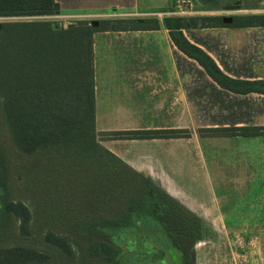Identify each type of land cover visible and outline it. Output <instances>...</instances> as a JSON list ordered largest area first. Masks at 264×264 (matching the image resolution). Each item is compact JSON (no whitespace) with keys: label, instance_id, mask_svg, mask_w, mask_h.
I'll use <instances>...</instances> for the list:
<instances>
[{"label":"trees","instance_id":"16d2710c","mask_svg":"<svg viewBox=\"0 0 264 264\" xmlns=\"http://www.w3.org/2000/svg\"><path fill=\"white\" fill-rule=\"evenodd\" d=\"M202 1L217 6V0ZM237 1L224 8H239ZM58 12L55 0H0V16ZM232 18L231 23H224L222 16H165L163 21L177 48L219 86L264 93V80L230 78L181 30L198 26L199 19L219 26H264V13ZM92 21L65 28L51 21L2 22L0 264H120V246L98 227L125 228L134 213L165 229L180 264H195L198 215L96 138L93 33L104 30L109 20H98L97 26ZM199 132L258 136L264 135V126ZM103 134L123 139L188 136L182 129Z\"/></svg>","mask_w":264,"mask_h":264},{"label":"crops","instance_id":"0c3cea01","mask_svg":"<svg viewBox=\"0 0 264 264\" xmlns=\"http://www.w3.org/2000/svg\"><path fill=\"white\" fill-rule=\"evenodd\" d=\"M55 1L63 16L122 19L105 18L109 20L105 22V29L93 33L95 125L98 132L188 131L187 137L174 138L123 139L108 135L110 138L104 145L112 153L157 181L193 211H199L201 206L187 198L184 202L178 190L188 188L168 176L172 165L170 158L177 155L169 149L172 143L185 140L187 144L190 141L200 146L201 140L216 138L219 173L225 176L227 169L236 177L243 176L244 180L234 179L235 182L252 180L251 173H257V167L252 160L239 161L238 156L264 155V135L205 136L198 132L201 128L264 126V93H238L219 86L197 61L177 48L163 21L165 16H157L165 13L166 16L202 17L200 13L208 10L206 6H212L210 2L202 1L205 10L200 9L194 15L189 11L185 16V12L180 13L178 9L183 3L185 9L191 8L189 0H172L169 8L160 11L141 9L138 0ZM234 1L217 0L218 9ZM216 8L212 7L214 11ZM145 18H156L157 22L142 21ZM181 30L230 78L264 80V26L214 24ZM233 154L235 167L231 170V162L226 158Z\"/></svg>","mask_w":264,"mask_h":264},{"label":"rangeland","instance_id":"374dc122","mask_svg":"<svg viewBox=\"0 0 264 264\" xmlns=\"http://www.w3.org/2000/svg\"><path fill=\"white\" fill-rule=\"evenodd\" d=\"M138 1L141 9L160 11L169 8L172 0ZM189 1L191 8L185 9L183 3L178 9L180 13L185 12V16H188L189 11L194 15L203 9L202 0ZM235 3H240L239 8L218 9V5L209 6L210 8L206 6L208 10L203 9L206 12L200 13V16L264 13V0H239ZM212 7L217 8L214 11ZM122 10L127 11V8ZM159 14L158 18L166 16L165 13ZM82 18L67 17L58 12L48 15L0 16V22L51 21L65 28L80 20L89 22L105 18L121 19L105 16ZM213 22L198 20L199 25H210ZM96 138L105 146L104 141L110 136L98 132ZM217 142L216 138L201 140L199 146L190 141L187 144L185 140H178L169 147L177 155L170 158L172 165L168 176L188 188L178 190L184 202L187 198L201 206L199 211L192 210L201 219L200 237L194 245L195 264H264V155L245 158L243 154H239V161L242 159V162H254L257 173H251V181L235 182L234 179L244 180L243 176L236 177L235 173H229L227 169L225 176L219 173ZM226 160L231 162V170H234V154L227 156ZM131 221L125 228L98 227L120 246V264H180V254L171 245L167 232L160 224L149 216L138 213L132 214Z\"/></svg>","mask_w":264,"mask_h":264},{"label":"water","instance_id":"95a60500","mask_svg":"<svg viewBox=\"0 0 264 264\" xmlns=\"http://www.w3.org/2000/svg\"><path fill=\"white\" fill-rule=\"evenodd\" d=\"M233 20L232 16H223L222 17V21L224 23H231ZM92 26H97L98 25V21L97 20H93L91 23ZM2 28V22H0V29Z\"/></svg>","mask_w":264,"mask_h":264}]
</instances>
